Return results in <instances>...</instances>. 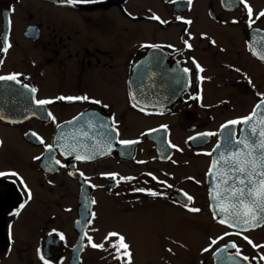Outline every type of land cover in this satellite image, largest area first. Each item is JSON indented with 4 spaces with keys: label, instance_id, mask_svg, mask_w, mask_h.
Returning a JSON list of instances; mask_svg holds the SVG:
<instances>
[{
    "label": "flooded vegetation",
    "instance_id": "flooded-vegetation-1",
    "mask_svg": "<svg viewBox=\"0 0 264 264\" xmlns=\"http://www.w3.org/2000/svg\"><path fill=\"white\" fill-rule=\"evenodd\" d=\"M261 12L264 0H0V76L17 74L0 80V264H70L88 199L78 264H128L109 233L136 264L135 228L159 243L162 216L181 235L147 264H264V223H220L209 174L245 138L227 122L264 99Z\"/></svg>",
    "mask_w": 264,
    "mask_h": 264
},
{
    "label": "snow or ice",
    "instance_id": "snow-or-ice-1",
    "mask_svg": "<svg viewBox=\"0 0 264 264\" xmlns=\"http://www.w3.org/2000/svg\"><path fill=\"white\" fill-rule=\"evenodd\" d=\"M68 4H76L80 2L84 3H94L96 0H63ZM249 16L252 15V9L250 6L247 8ZM264 16V12L259 14ZM154 19H159V17H153ZM11 21H9L10 25ZM190 23V21H186ZM6 39V37H5ZM187 43V42H186ZM191 47V45H187ZM10 45H6L2 50L7 52ZM254 54L260 55L261 59H264V52L256 53L253 49ZM199 71H203L200 66L196 65ZM185 72L188 70L185 69ZM17 74H12L9 76H0V80H16ZM35 92L36 89H31ZM59 100H87L88 97H57ZM95 103H100L99 101H94ZM52 103L50 100H37V105H46ZM135 106V105H134ZM257 110H264V99L256 105V108L248 117L239 118L237 120H232L227 122L228 125L244 124L248 125L246 129V135L244 139L235 142L237 146L235 151L231 149H226L222 152L217 159L214 161L213 166L210 168L209 174L218 177L222 185L218 184L214 188L213 199L217 202V210L214 212L216 214H224V218L221 219L220 223H230L233 226L242 224L249 227L258 226V223H264V123L260 127L252 125L253 117L256 116ZM50 115V114H49ZM226 126H222L224 128ZM203 135H214L213 133H205ZM195 139V138H190ZM42 142V141H41ZM120 143L125 145H130L137 143V141H121ZM231 143V141H230ZM51 148V146H48ZM220 145H217V149ZM216 151V149H214ZM211 155V153H209ZM93 156H76L78 160H88L93 159ZM59 164V161H56ZM0 175H4L0 173ZM115 176L116 174H109ZM151 175V174H149ZM121 179H134L131 177H121ZM155 179V177H153ZM169 187H171L169 185ZM139 191H143L140 189ZM152 195H157V193H151ZM31 194L29 193V196ZM186 195V194H185ZM190 200L191 197H188ZM224 201H228V205L224 206ZM94 203V201H93ZM23 207V205H21ZM192 211H199L198 209H192ZM94 215V214H93ZM239 234V233H238ZM113 236L118 237V240L113 244L117 252L121 250L124 251V255L128 257V264H131V254L127 251L128 245L125 242V238L118 233H109L105 239H109ZM248 240V237H244ZM91 243V237H89ZM216 241L213 240L212 244ZM249 243H252L249 240ZM92 247H103V244L91 243ZM255 246V245H254ZM235 247V245H233ZM208 251V249H205ZM223 251V250H222ZM238 254V253H237ZM120 258L119 256L117 257ZM231 259V257L229 258ZM243 259L247 260V257ZM264 259V257H261ZM47 264V262H45Z\"/></svg>",
    "mask_w": 264,
    "mask_h": 264
},
{
    "label": "rangeland",
    "instance_id": "rangeland-1",
    "mask_svg": "<svg viewBox=\"0 0 264 264\" xmlns=\"http://www.w3.org/2000/svg\"><path fill=\"white\" fill-rule=\"evenodd\" d=\"M164 219L157 221L158 228L156 227V231L158 233V238H160L162 241L159 243H154L152 240L154 238V232L153 230H149V226L141 225L135 228V233L139 238H142V240L136 239L135 240V253L136 255H139L138 261L136 264H147L148 262L154 261V258H152V245H158L160 250L164 248V243L166 240L175 238L177 236H180V233L175 232L174 227L171 225L172 223V218L168 216H162ZM114 223H119L115 222ZM121 224V223H120ZM138 225V224H136ZM124 232V231H123ZM126 234V233H125ZM185 235V234H184ZM165 237L167 239H165ZM183 239H185L183 237ZM166 245V244H165ZM171 242H167V247H168V253L170 252V247ZM173 249H176L174 247Z\"/></svg>",
    "mask_w": 264,
    "mask_h": 264
},
{
    "label": "water",
    "instance_id": "water-1",
    "mask_svg": "<svg viewBox=\"0 0 264 264\" xmlns=\"http://www.w3.org/2000/svg\"><path fill=\"white\" fill-rule=\"evenodd\" d=\"M141 67L143 66H136L138 70ZM89 215H90V200L88 199L87 212L85 211L84 206L80 207L79 213H78V219L75 223V229L78 231V236L72 247V251H71L72 259L70 261V264H78L79 255L83 247V241H82L83 230L87 224Z\"/></svg>",
    "mask_w": 264,
    "mask_h": 264
}]
</instances>
